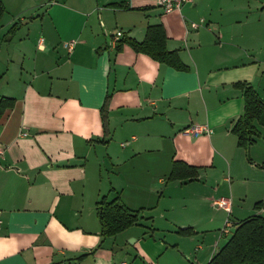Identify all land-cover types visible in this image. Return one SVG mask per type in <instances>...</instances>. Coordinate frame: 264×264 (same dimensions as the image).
Here are the masks:
<instances>
[{"label": "crops", "instance_id": "1", "mask_svg": "<svg viewBox=\"0 0 264 264\" xmlns=\"http://www.w3.org/2000/svg\"><path fill=\"white\" fill-rule=\"evenodd\" d=\"M0 1V23L6 2L12 13L1 34L15 35L27 12L42 34L32 48L19 42L16 68L0 66V97L14 101L0 116V264H207L229 214L213 202L229 200L232 213L234 184L264 171L248 155L264 128L255 124L259 136L246 149L232 133L243 112L236 84L260 97L264 86V0H192L168 14L155 0ZM151 26L163 28L166 49L187 70L126 44L116 51L123 38L142 42ZM175 161L198 177L169 181ZM103 197L140 210L139 224L103 236ZM186 228L192 233H178Z\"/></svg>", "mask_w": 264, "mask_h": 264}, {"label": "trees", "instance_id": "2", "mask_svg": "<svg viewBox=\"0 0 264 264\" xmlns=\"http://www.w3.org/2000/svg\"><path fill=\"white\" fill-rule=\"evenodd\" d=\"M115 6L128 9L123 4ZM3 12L4 8L0 1V18ZM16 30L17 27L13 26L9 33H14ZM124 44L137 53L150 56L159 63L179 71L187 70V67L179 60L177 53L166 49L165 33L161 26L149 27L142 42H136L130 38L121 39L116 45V51H120ZM236 87L242 92L243 112L233 126L232 133L236 136L237 146L246 149L259 136L255 124L264 128V101L250 84L239 83ZM108 98L107 96L104 107ZM13 105L14 101L11 98L0 97V116ZM104 107L101 109L103 121L105 120ZM197 177V168L175 161L168 180L187 182ZM260 205L261 203L258 202L254 208L259 210ZM96 216L103 236H114L121 233L131 226L138 225L142 219L140 210L128 209L119 198L107 201L104 197L96 204ZM178 233L187 235L192 232L186 228L179 230ZM207 264H264V217L254 215L235 224L230 237Z\"/></svg>", "mask_w": 264, "mask_h": 264}, {"label": "rangeland", "instance_id": "3", "mask_svg": "<svg viewBox=\"0 0 264 264\" xmlns=\"http://www.w3.org/2000/svg\"><path fill=\"white\" fill-rule=\"evenodd\" d=\"M227 2H228V4L231 5V7L238 5L237 3L231 4V2L229 0H227ZM6 3H7L6 4L7 10H6V12H5V14L1 20L0 26L5 25L11 16L10 14H12L10 12L11 8L9 6V3L8 2H6ZM262 3L264 4V2H262ZM30 9H33V8H30ZM259 10L263 11L261 26H259L260 38L258 41V43L262 45V56H260V58H263L264 57V7H260ZM249 14L251 17L256 16L255 15L256 13H253V12H251ZM23 17L26 18L25 22L24 23L23 22L21 23L20 21L17 22L19 29L15 35H7L6 36V34L4 35V33L3 34L0 33V41L2 40L3 42H7L6 44H3V46L1 47V50H0V66H1V64H3L6 67V65L11 62L15 65V68H16L17 62H18L17 57L21 56V50L18 54L16 53V48H17L19 42L22 41V44H21L22 46H23V42H25L24 45H26V47H28L29 45L31 47V41H34V45H35V42L37 41V39L39 37H42V34H40L41 33V28L39 26L40 21L39 20L34 21V20H36L35 19L36 15L31 17L32 21H29L30 16H29L28 12H27V16H24V15L22 16L21 21H23ZM29 29H30V32L28 33L27 31ZM211 30H213V29H211ZM214 32H216V31H214ZM4 37H5V40H4ZM7 39H9V40H7ZM15 68H14V71H13V69L9 70V72H8L9 76L12 74H16ZM259 89H260V95L264 99V86L261 85ZM261 141L258 142V147H256L255 150L249 149V152H248L249 157H251V159H253V161H259L257 163H261L264 161V143H262ZM248 175L250 177L249 178L250 180H247V182H245V183L236 182L234 184L233 189L235 190V195L232 194L233 201L231 203L233 211H232V213L224 215V217L222 219V223L220 224V226L218 228L219 230H218V232L216 231L218 236H219L220 231L224 229L226 222L230 221L231 224L233 223V226L230 228V235H231V233L235 229L234 225H235V223H237L236 220L242 221L244 219H247L248 217L254 216L257 213V211L258 212H260L261 210L264 211L263 210L264 209V171H260L259 169H256L254 171V169H251V171ZM225 186H226V188L228 186V196L230 197L231 194L229 191V186H231V184H227ZM182 190H188V188L184 187ZM260 201L262 202V204H261L262 206H259L260 207L259 210L255 209L254 208L255 204L260 202ZM213 209H214V207H213ZM257 215L264 217L263 212H260ZM132 230H135V229H132ZM128 232H133V231H128ZM162 235H165V236H161V235H159V236L167 238L166 231L164 233H162ZM230 235L220 237L219 248H221L224 245V243L227 241V239L230 237ZM170 236L171 235H169V238H170ZM218 236H217V238H218Z\"/></svg>", "mask_w": 264, "mask_h": 264}, {"label": "built area", "instance_id": "4", "mask_svg": "<svg viewBox=\"0 0 264 264\" xmlns=\"http://www.w3.org/2000/svg\"><path fill=\"white\" fill-rule=\"evenodd\" d=\"M190 2H192V0H155L156 5L160 7L163 10V12L166 14L171 13L173 11H177L182 7V5L186 3H190ZM191 26L193 28H197L198 24L192 23ZM120 36H121V33L117 32L114 40H118ZM73 45H74V42L70 41L68 43H65L64 47L70 52L73 49ZM185 132L187 134L190 133L194 135H197V134H207L208 135L212 132V130L208 127H205V128L204 127H190L186 129ZM2 156H3V150L0 149V159L2 158ZM213 207L224 209L226 212L230 213V201L229 200L220 198L216 200L215 202H213ZM229 222L230 221L226 222L224 229L220 231V236L230 235V228L233 225L231 224V222L230 223Z\"/></svg>", "mask_w": 264, "mask_h": 264}]
</instances>
